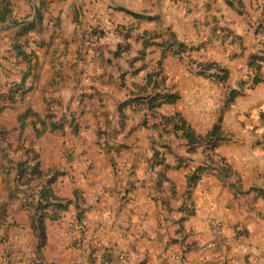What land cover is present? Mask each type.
Instances as JSON below:
<instances>
[{
	"label": "rangeland",
	"instance_id": "rangeland-1",
	"mask_svg": "<svg viewBox=\"0 0 264 264\" xmlns=\"http://www.w3.org/2000/svg\"><path fill=\"white\" fill-rule=\"evenodd\" d=\"M50 1V5H47L43 0H0V94L19 83L29 69L27 63L17 58L13 48L15 39L17 43L30 41L34 49H37L43 67L42 82H39L38 87L26 97L19 91L0 114V122L7 128L4 130L5 136L9 138V144L0 139V146L7 148L11 156L21 161L26 160L29 150L34 148L41 154L40 161L44 169L54 167L65 172L66 175L61 178L68 176L69 184L77 182V174L80 178L91 176L96 171L97 158L108 160L105 164H109L110 170L118 171L117 181L121 180L123 184L127 182L130 185L137 181L140 186L146 181L156 184L157 178H152L158 176L156 172L161 168L153 164L156 150L160 151L158 156L161 158L167 155L169 159L173 156L166 154L163 147L165 144L173 146L179 155L194 159L186 169H181L189 171L204 165L209 152L207 148L198 146V151L189 152L190 147L183 140H178L174 134L161 136L140 125L147 110L138 112L130 105V87L135 80L139 83L146 82L147 69L137 76L128 73L123 77L120 71L111 75L113 66L102 62L100 57L98 59L92 47L99 36L95 35L98 30L104 32L101 44L106 48H112L122 40L121 31L134 30L131 34H144L146 31L158 33L160 30L157 22L137 17L150 18L158 10L157 3L152 0L150 3L149 0ZM243 1L247 7L243 8L242 5L236 11L228 3L223 7L220 0H211L207 5L199 0H184L180 5L184 6L187 16L191 17L193 30H188L187 27L184 30H173L172 24H165V27L176 32L181 41L195 47L191 55L196 60L216 61L228 68L229 86L239 91L236 101L223 114L229 89L222 80L190 72L182 62L177 61V57L170 56L167 62H163L167 83H177L182 97L176 104H164L161 110L167 114L181 112L202 133H207L222 115L229 139L224 141L219 150L226 157L229 154L234 158L235 166L238 167L234 168L236 171L239 167H244L241 166L242 158L248 160L245 181L238 174L231 182L244 193L234 188L229 189L233 194L229 204L236 214L244 217V221H238L234 228L231 226V236L223 237L226 230L223 221L218 223L215 216L209 220L210 227L216 230L219 228L213 232L214 241L219 242L221 235L223 242L212 246L213 251L209 255L204 252L211 250L209 243L202 247L203 263L210 260L212 264H264V68L257 76L256 71L246 64L249 54L264 51V0ZM116 3L144 15L124 12L116 7ZM242 8L243 13L238 12ZM39 10L44 12V16L48 11L43 22L37 20ZM23 23L31 28L21 30ZM242 37L248 44V55L246 53L243 60H239L238 57L243 55L240 45ZM157 40L161 42L162 39ZM48 44L54 48L53 55L47 51ZM153 50L161 52L158 47ZM157 53L148 56L150 68H154L161 59ZM106 56V60H113L110 54L107 53ZM133 56H139L138 52L126 54L118 62L128 66L129 59ZM53 59L56 60V74L49 81ZM124 79L129 81L123 86ZM16 87L13 88L18 91ZM125 102L126 106L121 110L120 106ZM28 109L40 113L48 124H63L65 129L43 130L40 122L21 133L18 116ZM32 120H36L35 117ZM97 120H100V124H97ZM71 121L76 122L78 132L75 133L74 126L70 125ZM37 130L42 132L39 134ZM111 156L116 164L109 160ZM2 160L6 168H0V232L4 229L0 236V264L3 262L2 254L4 257L6 253L9 254L7 251L12 256L11 264H21L30 248H35L36 240H30L28 247L22 245L25 243V236L21 237L19 231H23L25 227L19 222H30L28 211L24 209L26 199L23 194H19L13 199L5 200L8 196L6 186L9 181L12 182L17 170L4 157ZM168 162L174 166L176 164V160L170 159ZM229 162L231 163L230 160ZM105 164L101 169H108L104 167ZM137 175L141 178H132ZM242 182L243 186H239ZM169 187L172 190L170 183ZM159 201L162 204L161 198ZM80 203L85 210L82 200ZM5 205L8 206L13 224H16L12 228H17L14 236L18 241L5 235L7 224L1 223L4 213L1 207ZM79 215V210L74 207L73 211L67 212L61 219H69L77 229H83L84 216L81 219ZM30 225L29 223V228ZM234 239H245L249 243L259 242L260 245L253 254H247L246 258L243 248L242 255L233 256ZM253 246L252 244L251 247Z\"/></svg>",
	"mask_w": 264,
	"mask_h": 264
},
{
	"label": "trees",
	"instance_id": "trees-1",
	"mask_svg": "<svg viewBox=\"0 0 264 264\" xmlns=\"http://www.w3.org/2000/svg\"><path fill=\"white\" fill-rule=\"evenodd\" d=\"M43 2L47 5H50L51 3L50 0H43ZM227 3L236 11L242 5L243 8L246 7V4L243 0H227ZM243 8L238 12L243 13ZM45 13L46 14L44 16V12L41 13V10H39L37 20H41V22H43L48 11ZM137 17L143 20H155L146 16ZM30 28L31 26L23 23L21 24L20 29L29 30ZM158 30H160L158 33L154 31H146L148 33L145 32L144 34H131L130 32H133L134 30H131L130 32L125 31L126 33L121 31V41L117 42L112 48H109L108 50L99 48L95 49V52L98 58L100 57L102 62L113 66L111 75H115L118 71H120L123 77L128 73H132L134 76H137L142 71L147 69L146 82L139 83L135 80L132 82L130 87V105L135 107V110L138 112L147 110L146 114H144V118L140 122L141 126H145L148 130L158 133L161 136L174 134L179 138L178 140H183L184 143L190 147L189 152L193 153L195 150L198 151V146L203 147L204 149L207 148V150H209L204 165L196 166L189 171L185 170L187 171V189L179 197H177V184L170 177L169 172L174 168L184 167V169H186L189 163L194 162V159L179 155L173 146L168 144L163 145V147L165 148L164 150L167 151L166 154H172L173 156L175 155V166L168 162L167 155L162 158L159 157L158 155H160V151L158 149L156 150L155 157L159 159L157 160L155 157L153 158L155 161L153 163L154 166H161V168L156 172L158 176L155 186H157V188L161 191H164V184L170 183L173 197L177 198L181 202L179 210L182 215L177 220V223L179 224L177 234L182 237L183 240H186L190 236V233L187 231L185 223L192 216L194 217L196 215L197 209L194 200V191L199 182L203 179L204 175H215L221 181H223L225 185H229V189L234 188L241 193H244V191L242 189L235 188L234 182L233 184L231 183L233 181L232 178L235 175L237 176L238 173L224 153L219 150V147L224 143V141L229 139V134L224 129L222 115L219 116L213 127L210 128L207 133H202L199 132L181 112L167 114L161 110L164 104H176L182 97L181 89L177 83H167V75L163 67V62L169 56H175L190 72L196 75L215 77L219 80H222L229 89L224 102L225 104L223 106V114L227 112L230 106L236 101L235 99L237 98L239 91L236 88L229 86L230 70L228 68L222 66L216 61L196 60L191 55L195 47L181 41L176 32L171 30L170 27H165L163 23L159 24ZM102 33H104L103 30H98V33L95 34L99 35L98 41L102 38ZM30 38L31 36L29 35V39ZM157 38H161V42H158ZM96 41L97 38L94 42ZM140 43L142 44L138 49V45ZM240 45L242 46L241 55H243L239 56L238 59L243 60V57L248 52V44L245 38H240ZM154 47H158L160 49L161 59L158 60L157 64H155V67L153 64L154 68H150L148 56L152 53H157V50H153ZM13 48L17 53V58L22 59L25 63H27L29 69L21 77L19 83L13 85L8 90H4V92L0 94V114L3 113L5 107L9 106L8 102H11V99L16 97L19 91H22V96L26 97L34 88H36L43 75V67L40 55L37 49L35 50L34 46L31 45L30 41L28 43H17L15 39ZM47 51L52 55L54 54V48H52L50 44H48ZM133 52H138L139 56H133L131 57L132 59H129V67L118 62L120 58ZM107 53L111 55L113 60H106L108 59L106 56ZM237 56L238 54L235 57L237 58ZM55 62L56 60L53 59L52 73L49 76V81H51V79L53 80L56 74V70H54ZM246 64L251 70L256 71L257 76H259L262 69L264 68V51L249 54L246 58ZM159 78H161V80ZM128 81L129 79H124L123 86L126 85ZM14 86H17L16 88H18V91L14 90ZM126 103L127 102L120 106L121 110H123V108L126 106ZM123 114L127 116L126 113L123 112ZM33 117H35L36 120H32ZM18 121L20 124L19 131L21 133L24 131L26 132L31 125L34 127V125L36 126L37 123L40 122L43 124V126L41 125L43 130L56 128H61L64 130L66 127L63 124H48V122L40 115V113H35L31 109H28L25 111V113L20 114V116H18ZM97 124H100V120H97ZM70 125L74 126L75 133L78 132V126L76 125V122L71 121ZM6 129V126L0 122V139L5 140L4 142L9 144V138H6L4 132ZM37 132L40 134L42 130H37ZM2 157H4L11 164L15 165L17 170L12 182L9 181L6 186V189L8 190V196L5 200H8V198L13 199L19 196V194L24 195L26 199L24 202V209L28 211L31 228L35 234V251L38 256V260H44V252L48 244V221H56L61 219L72 209V207H76L79 210V217L82 219L86 211L82 209L80 201H86V196L81 189H75L73 195L69 197L59 196L55 191V183L59 177L64 175V172L54 167L44 169L40 161L41 154L34 148L29 150V155H27L26 160L21 161L11 156L7 148L0 146V168L5 169L6 166L2 160ZM109 160L113 164H116L112 156L109 158ZM240 185L243 186V182L239 184V186ZM162 203L169 205L170 201L165 199ZM1 208H3L4 211L1 216V223L3 225L7 224L5 228V235L8 238L12 231V226L16 224L11 223L12 220L11 215L8 212V206L5 205ZM177 241L178 239L176 238L171 239V243Z\"/></svg>",
	"mask_w": 264,
	"mask_h": 264
},
{
	"label": "crops",
	"instance_id": "crops-1",
	"mask_svg": "<svg viewBox=\"0 0 264 264\" xmlns=\"http://www.w3.org/2000/svg\"><path fill=\"white\" fill-rule=\"evenodd\" d=\"M152 1L157 3L158 10L152 13L150 18L155 19L152 21L157 22L158 26L160 23L164 25L169 23L167 25L174 26L173 30H184L186 27L188 30H193L191 17L187 16L184 6L180 5L184 0ZM210 1L199 0L204 5ZM220 1L223 2V7H226V1ZM101 41L102 38L99 41L97 38L92 46L94 51L99 48L105 50L111 48H106ZM89 50L93 51L91 47ZM160 55L159 53L158 58ZM168 59L170 56L165 61ZM226 155L235 168L234 158L229 154ZM170 159L175 160V157H169L168 161ZM96 160V171L91 176L80 178L77 174L75 178L77 182L71 184H69L68 176L60 177L55 183V191L62 197L73 195L75 189H81L84 192L86 201L83 202V207L86 212L83 229L80 227L77 229L69 219L48 221V244L44 252L45 259L38 260L35 248L31 247L28 255L22 258L21 264H212L210 260L202 262V247L208 246L209 243L211 250L204 251L208 253L206 255H209L213 251L212 246L223 242V237L231 236L235 224L238 221H244V217L241 218L239 214H236L229 204V199L233 196L229 191V185H225L215 175H207L195 189L194 200L197 213L185 223L190 236L183 240L177 234L179 229L177 220L182 215L179 210L181 202L173 197L169 183L164 184V191L156 188L155 183L149 181L144 182L142 186L138 184V181L130 185H127V182L123 184L121 180L117 181L119 180L118 171L110 170L109 164H105L109 162L108 160V162L105 159L97 158ZM241 161V166L244 167L243 169L239 167L237 173L245 181L248 160L242 158ZM103 164L105 168H108L107 170L101 169ZM84 173L86 174L87 171ZM186 173L187 171L181 168L169 172L170 177L178 186L177 197L187 189ZM64 175H66L65 172ZM132 178L139 179L141 176L137 175ZM156 178L155 176L152 179L156 180ZM159 198L162 202L165 200L163 198H168L169 205L161 204ZM73 210L74 207L70 211ZM214 216L218 223L223 221L226 225V230L223 232L225 234L222 238L220 235L219 242L214 241L213 236V232L219 228L216 230L209 224V220ZM19 223L25 227L23 231L18 230L21 237L25 236L23 237L25 243L22 245L28 247L29 241L35 240V234L30 229L31 227L29 228L30 222ZM14 228L9 237L18 241L14 236L17 228ZM173 238L178 241L171 243ZM252 244L253 247H251ZM259 245V242L249 243L245 239H234L232 242L233 256L242 255L241 249L243 248L246 258L247 254H253ZM7 252L9 254L6 253L5 257L2 254V264L12 263L11 253Z\"/></svg>",
	"mask_w": 264,
	"mask_h": 264
},
{
	"label": "water",
	"instance_id": "water-1",
	"mask_svg": "<svg viewBox=\"0 0 264 264\" xmlns=\"http://www.w3.org/2000/svg\"><path fill=\"white\" fill-rule=\"evenodd\" d=\"M116 7H117L118 9L124 11V12L130 13V14H133V15H144V14H142V13L136 12V11H134V10H132V9H130V8L126 7V6H124V5H121V4H119V3H116ZM149 16H150V15H149Z\"/></svg>",
	"mask_w": 264,
	"mask_h": 264
}]
</instances>
